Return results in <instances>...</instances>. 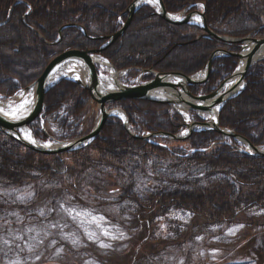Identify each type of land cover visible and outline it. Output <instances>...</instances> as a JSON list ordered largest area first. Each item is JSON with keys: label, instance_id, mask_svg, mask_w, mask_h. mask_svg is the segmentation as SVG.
<instances>
[{"label": "trees", "instance_id": "16d2710c", "mask_svg": "<svg viewBox=\"0 0 264 264\" xmlns=\"http://www.w3.org/2000/svg\"><path fill=\"white\" fill-rule=\"evenodd\" d=\"M84 1L0 0V98H10L32 85L50 61L65 51L100 49L106 42L104 37L114 35L127 20L123 7L87 6ZM162 1L170 13L202 10L208 27L219 35L264 37V0ZM203 35L200 27L166 22L146 5L101 55L117 70H128L132 77L139 73L137 69L192 76L207 66L214 51L240 50L238 45ZM237 65L236 57L215 58L209 79L190 86V92H212ZM245 82L242 92L221 109L219 125L254 146H264V60L249 68ZM108 107L123 109L132 133L138 136L147 132L176 135L186 127L182 116L164 103L120 100ZM191 113L194 121H203ZM97 115L89 92L74 81L61 80L45 95L42 118L54 119L58 125L57 132H48L55 140L87 135ZM31 128L36 138L47 140L38 120ZM152 139L156 143L133 137L121 118L110 116L88 146L43 155L0 130V189L10 191L6 201L19 210L21 206L13 202L14 198L33 191L34 198L64 196L62 201L70 200L65 201L66 207L73 204L104 216L110 210L124 218L121 226L128 225V236L118 242L122 248L101 250L89 244L83 252L72 249L78 252L80 264H141L145 252L156 254L150 245L156 242V223L171 214L187 213L206 226L231 228L243 221L253 223V214L264 212V157L238 151L235 139H225L214 130L195 131L186 140ZM48 187L51 189L46 190ZM29 201L25 208L29 219L43 222L54 218L50 205L39 214L42 209L36 206L34 210V203ZM250 235L251 240L244 241L237 250L238 257L229 264H256V258L258 264H264V231ZM5 236L0 238V264L11 259L1 255L8 247ZM119 252L123 257L114 259L112 255ZM55 255L52 251L41 264L61 262ZM33 262L22 264H37Z\"/></svg>", "mask_w": 264, "mask_h": 264}, {"label": "rangeland", "instance_id": "374dc122", "mask_svg": "<svg viewBox=\"0 0 264 264\" xmlns=\"http://www.w3.org/2000/svg\"><path fill=\"white\" fill-rule=\"evenodd\" d=\"M131 2L132 0L84 1L87 6L100 5L104 7H123L124 9ZM144 4L158 8L159 10L157 3L146 2ZM175 16L177 15L175 14ZM177 17L181 19L183 15L180 13ZM222 36L240 39L226 35ZM245 37L264 38L252 35ZM261 60H264V58ZM68 64L70 63L62 67L63 75L71 76L74 80L79 79L82 81V71L86 69L84 64L81 61L80 63L74 62L71 65ZM72 65L75 67V70L70 72L69 67ZM100 72L103 75L108 74L104 68H100ZM131 79L127 80V76L119 77V82L121 84H129ZM179 90L181 91V89ZM16 97H22L23 99L29 97L31 100L34 99L32 92L25 95L20 93L8 99L0 100V103H14ZM183 116L187 123L192 122L190 121V115L183 114ZM29 130L34 136L32 129L29 128ZM36 141L39 140L36 139ZM256 147L264 148V146ZM237 148L238 151H244L246 154L251 155V151L247 145L241 144ZM50 189L51 187H48L46 190ZM23 193L28 196L25 197L23 194H20L13 201L21 206L19 210L18 207L11 208L6 201L7 196L11 194L10 191L4 188L0 189V218L3 217L1 218L2 221L0 219V238L6 235L5 237L7 239L5 243L8 246L1 251V255L11 257L8 264L31 263L33 260V263L37 262V264H41L42 260L44 261V259L49 258L52 251L55 252L56 259L59 260L61 258V262L49 264H80L78 252L74 253L72 249L80 248V251H82L83 248L88 249L91 244H94L96 248L101 250L107 248L120 250L122 247L118 242L128 236L126 230V227L128 229V225L125 228L121 226L125 223L124 218L113 211L109 210V213L104 216L96 214L97 212L95 210L79 208L73 204H69L70 207H66L65 201L70 202V200L66 198L65 201H62L61 199L64 196L62 198H54L53 196L54 199L52 200L46 194L40 198H34L33 191ZM27 201L34 203V210L36 206L42 209L39 214H43V210L47 205H50L53 209L52 214L55 215L54 218L43 220V222L40 219L38 221L32 218L29 219V213L25 210L27 208ZM24 212L26 213L24 214ZM6 213L9 216L6 215L5 220L4 215ZM253 215H255L253 217L255 218V222L253 223L243 221L242 224H236L235 227L221 228L216 225L206 226L203 220L187 213L171 214L156 223L154 228L156 242L150 244L152 252L156 254L151 256L145 252L141 264H148V261L152 264L234 263L233 258H237L239 255L237 252L238 248H241L245 240L247 242L251 240L252 236L250 234L253 233L256 235L264 231V212L260 211ZM248 218L251 217L248 216ZM251 244L255 243L252 242ZM145 248L148 249L149 247L146 246ZM49 249L52 251H49ZM102 255L103 259L107 258L106 255ZM123 255L124 253L119 252L114 253L112 257L114 259H120ZM35 256H38V258H35ZM83 264H94V262L86 261ZM252 264L255 263L252 262ZM256 264H258L257 258Z\"/></svg>", "mask_w": 264, "mask_h": 264}, {"label": "water", "instance_id": "95a60500", "mask_svg": "<svg viewBox=\"0 0 264 264\" xmlns=\"http://www.w3.org/2000/svg\"><path fill=\"white\" fill-rule=\"evenodd\" d=\"M143 1L144 0H133L130 3V5L126 8V12L128 13V18L126 22L123 24L121 29L117 31L114 35L105 37L107 43L101 49L84 50V51L70 50L63 52L59 56L55 57L47 65L41 76L31 86L27 87L24 90V93H28L31 90H33L34 92L35 99L32 108L25 115H21V116L8 115L0 112V130L10 138L14 139L15 141L25 146L26 148L39 154L54 155L63 152L74 151L76 149L88 145L93 140H95L100 134L108 117L111 115L120 116V114H122L123 119L125 120V124L126 126H128V121L126 119L127 117L124 114V112L118 109L109 110L107 104L120 100H140V101L148 100V101L165 103L168 105L180 104L179 102H183V101L179 98L177 92H179L178 88H181L182 90L183 89L185 90L186 95L190 99L195 101V103L189 102L190 110L197 112L201 110L211 111L215 107H219L217 113V119L215 122L213 123L207 121L203 123L195 122L191 125H188L189 133L186 137H188L194 130H196L194 127L197 126H200L203 129H213L216 132L223 135L224 137L234 138L238 142L247 145L251 151V155L255 157H264V148L256 147L252 145L246 138L241 137L230 130L222 129L219 127L220 110L228 100L236 97L238 94L242 92V90L246 86L245 78L249 68L252 65H254L257 61L261 60L255 58L256 55L259 53V51L264 47V38L245 37L240 39H233L216 34L208 27L203 12L192 11L185 13L181 19H175L172 17L170 13L167 12L162 0H157L159 5V13L157 14L166 22L173 25L190 24L201 27L205 32L204 37L210 39H216L217 41H220L222 43L239 45L240 46L239 52H228L222 49H218L214 51L208 60L204 72H202L203 73L202 79L197 78L198 75L185 76L178 72L158 73L153 71L152 69H148V70H144V72L151 75L152 79H150L146 83L133 87L118 85V89L116 91L109 92L107 94L100 93L99 74L97 68V66H100V64L96 62L93 56L98 55L101 51H103L105 48L110 46L116 39H118L126 31V29L128 28V26L132 21L134 14L143 5L142 4ZM195 17L201 18V24H196L194 22ZM248 43H252L253 45L251 48L246 50ZM222 55H229L232 57H236L239 60L238 67L240 62L244 61L243 68L239 71L237 67L234 70V72L224 81H222L213 92L206 95H199V96L193 95L189 90V86L206 82L210 77L213 60ZM69 60H79L87 68L89 75V83L85 84L81 80H77L76 82L77 84H79L89 92L91 101L95 102L98 105L99 117L97 123L95 124L93 130L88 135L70 142L63 143L59 147L47 148L42 146H36L30 143L29 141H27L26 139H24L20 131L22 128H27L32 122H34L40 116L45 106L44 99L46 92L56 83H58L60 80L70 79L69 77L63 76L52 83L50 82V76L54 71V69ZM172 77L183 78L185 84L175 85L174 83L170 82V79ZM233 79H235L233 85H231L229 88H226L228 82L232 81ZM161 89L174 90L173 94L175 95L174 96L175 98L158 99L151 96L152 93L157 92L158 90ZM196 102H200V103H196ZM186 137L173 136V139H185Z\"/></svg>", "mask_w": 264, "mask_h": 264}, {"label": "bare ground", "instance_id": "6f19581e", "mask_svg": "<svg viewBox=\"0 0 264 264\" xmlns=\"http://www.w3.org/2000/svg\"><path fill=\"white\" fill-rule=\"evenodd\" d=\"M143 2H149V0H144ZM151 2L153 3H157L156 0H151ZM194 22L196 24H201V18L199 17H195L194 18ZM252 43H248L247 44V49L252 47ZM264 58V47L259 51V53L256 55L255 59H262ZM95 60L98 64L101 65L102 68L106 69L108 74L103 75L101 74L99 76V84H100V93L102 94H107L109 92H113L116 91L118 88V84H119V77H122L123 74L121 72H119L116 68L112 67L109 62L102 57H95ZM75 61L71 60L68 61L67 63H70L68 65L73 64ZM67 63L63 64L61 67L56 68V70L53 71V73L50 76V82H54L55 80H57L58 78H60L63 75V69L62 67H64ZM244 65V61H241L238 67V70L240 71L243 68ZM115 70H114V69ZM69 71H73L75 70V67L72 65L69 67ZM83 76H82V80L84 83H88L89 82V77H88V72L86 71V69H84L82 71ZM182 74V73H181ZM169 81V80H168ZM170 82L174 83L175 85H180V84H185L184 79L180 78V77H172L170 79ZM235 82V79H233L232 81L228 82L226 88H229L231 85H233V83ZM174 90L172 89H167V90H158L157 92H154L151 94V96L158 98V99H173L175 98L174 96ZM178 93L179 98L183 101V102H179L180 104H175L174 107L177 111H179L180 113L184 114V115H188L189 110H190V106H189V102H193L195 103L194 100L190 99L187 95L185 90H181ZM148 101V100H145ZM196 103H200V102H196ZM33 106V99L31 100L29 97H27L26 99H23L22 97H16L15 98V102L14 103H4L1 102L0 103V112L8 114V115H25ZM120 111H123V109H119ZM119 111V112H120ZM201 117L207 121V122H215L217 119V113H218V107H215L213 110L211 111H204L201 110L199 111ZM21 134L22 137L24 139H26L27 141H29L30 143L36 145V146H40V142L36 141L31 133V131L27 128H22L21 130Z\"/></svg>", "mask_w": 264, "mask_h": 264}, {"label": "snow or ice", "instance_id": "6c2138e0", "mask_svg": "<svg viewBox=\"0 0 264 264\" xmlns=\"http://www.w3.org/2000/svg\"><path fill=\"white\" fill-rule=\"evenodd\" d=\"M149 2H151V0H149Z\"/></svg>", "mask_w": 264, "mask_h": 264}]
</instances>
